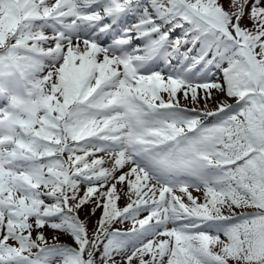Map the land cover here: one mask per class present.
Returning <instances> with one entry per match:
<instances>
[{
  "label": "snow or ice",
  "instance_id": "6c2138e0",
  "mask_svg": "<svg viewBox=\"0 0 264 264\" xmlns=\"http://www.w3.org/2000/svg\"><path fill=\"white\" fill-rule=\"evenodd\" d=\"M0 264H264V0H0Z\"/></svg>",
  "mask_w": 264,
  "mask_h": 264
},
{
  "label": "bare ground",
  "instance_id": "6f19581e",
  "mask_svg": "<svg viewBox=\"0 0 264 264\" xmlns=\"http://www.w3.org/2000/svg\"><path fill=\"white\" fill-rule=\"evenodd\" d=\"M120 227V225H118Z\"/></svg>",
  "mask_w": 264,
  "mask_h": 264
}]
</instances>
